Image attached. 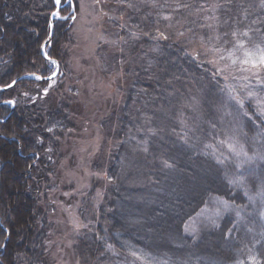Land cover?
<instances>
[{
	"label": "trees",
	"instance_id": "obj_1",
	"mask_svg": "<svg viewBox=\"0 0 264 264\" xmlns=\"http://www.w3.org/2000/svg\"><path fill=\"white\" fill-rule=\"evenodd\" d=\"M61 1L53 20L55 0H0V87L28 77L0 91V264H50L52 224L41 195L80 114L63 97L61 77L50 89L53 103L42 97L56 79L36 78L53 75L48 59L64 67L75 45L81 0ZM109 4L125 19L129 54L123 102L101 122L105 157L93 169L104 170L105 179L90 194L91 211L80 212L95 231L78 245L81 264H264L257 199L264 186V115L257 105L264 104V69L254 78L261 86H250L254 96H230L236 85L193 54L216 41L238 80L244 52L264 49V0ZM8 101L16 107L7 120Z\"/></svg>",
	"mask_w": 264,
	"mask_h": 264
},
{
	"label": "rangeland",
	"instance_id": "obj_2",
	"mask_svg": "<svg viewBox=\"0 0 264 264\" xmlns=\"http://www.w3.org/2000/svg\"><path fill=\"white\" fill-rule=\"evenodd\" d=\"M111 1H80V12L74 17L75 45L73 44L70 49L68 61L60 68L58 76L64 84L63 97L71 106H75L76 113L80 114L75 116V128L69 131L63 141L61 160L54 173L50 175L48 183L43 186L41 195V205L48 211L52 224L47 243L50 264H81L77 255L78 245L91 239L95 234L94 224L87 222L89 214L82 216L80 212L82 209L88 213L91 211L90 194L97 180L105 179L104 170L95 172L93 169V164L103 163L105 157V152L100 153L103 146L101 122L110 115L113 106L119 107L123 102L124 64L129 54V48L121 36V29L126 30L125 19L111 11L109 4ZM136 38L132 35L133 40ZM215 43L216 41L199 44L193 49V54L199 61L215 67L219 74L226 76L225 78L233 83V86L236 85L230 96L236 95L239 90L250 97L254 96L251 92L255 88L252 89L250 86L255 84L254 78L261 74L264 67L253 68L251 63L248 65L242 63L243 70L239 73V79H235L234 82L233 75L236 76L238 73L230 64L231 59L225 55L221 56L214 48ZM247 51L252 53L253 59L261 54L253 50ZM242 60L240 58V61ZM236 65L238 67L239 64H235V67ZM56 70L55 66L52 73L54 74ZM56 83L57 79L52 81L49 89L43 93L42 98L47 99L48 103L56 101V95L52 93V96L49 95L50 89H53ZM256 83L258 87L261 86ZM57 97L59 100L58 95ZM240 99L237 98V102L242 109L243 103L239 101ZM11 102L15 105L14 101ZM257 105L264 115V104L258 102ZM13 113L11 112L7 120ZM246 158L252 162L250 156ZM260 158L264 161V156ZM100 191V188L96 189L94 195L97 203L102 198ZM259 198L261 200L259 217L264 221V186L257 190V199ZM235 218L238 225L244 221L243 215L239 213ZM232 223L236 224L234 221ZM188 231L192 232L193 229L189 228ZM8 241L9 238L5 243ZM105 248L112 251L110 245H105ZM4 249L5 245L2 250ZM248 249L250 250L249 246L246 250Z\"/></svg>",
	"mask_w": 264,
	"mask_h": 264
},
{
	"label": "snow or ice",
	"instance_id": "obj_3",
	"mask_svg": "<svg viewBox=\"0 0 264 264\" xmlns=\"http://www.w3.org/2000/svg\"><path fill=\"white\" fill-rule=\"evenodd\" d=\"M69 4L71 5V0H68ZM55 3L57 5L61 4V0H55ZM54 15H59L58 13H54ZM244 36H247V33H243ZM240 48H244V45L241 44L239 46ZM257 51L260 52L261 54L258 56V58L253 59L252 58V53L250 51H245L244 52V57H246L245 59H243L241 62L245 65H248L249 63H251L253 68H257V67H264V49H261L258 45L256 46ZM47 55V54H46ZM231 55V54H230ZM223 59V57H221ZM236 61H233V63H235ZM50 63L53 65H56V61L54 60H50ZM58 68V65H57ZM55 75V73H54ZM37 79H41L42 77L37 76ZM48 79H51V77H48ZM11 86V85H10ZM7 103H12L11 101H8ZM49 131H51V129H49Z\"/></svg>",
	"mask_w": 264,
	"mask_h": 264
},
{
	"label": "water",
	"instance_id": "obj_4",
	"mask_svg": "<svg viewBox=\"0 0 264 264\" xmlns=\"http://www.w3.org/2000/svg\"><path fill=\"white\" fill-rule=\"evenodd\" d=\"M61 6H62V1H61V4L60 5H58V9H57V11L55 12V13H59V11H60V8H61ZM55 16L56 15H54L53 14V16H52V19L54 20L55 19ZM53 20H52V24H51V27H52V33H51V37H50V39H49V41L52 39V37H53V35H54V32H55V29H54V25H53ZM49 41H47L45 44H44V46H43V48H42V53L45 55V57L47 58V55L45 54V48L47 47V45L49 44ZM48 59V58H47ZM49 61L51 60V59H48ZM57 65H58V68H57ZM56 73H55V75H53L52 77H51V79H48V78H46V79H39L40 81H51V80H54L55 78H57V76L59 75V73H60V66H59V64H58V62L56 61ZM26 78H28L27 76H24V77H21V78H19V79H17L15 82H13L12 84H11V86H8V87H5V88H2V87H0V91H8V90H10V89H12V88H14L15 86H16V84L19 82V81H22V80H24V79H26ZM13 105H14V103H13ZM14 109H15V105H14V108H13V110H12V113L14 112ZM10 117V116H9ZM8 117V118H9ZM1 121V120H0ZM1 122H4V121H1Z\"/></svg>",
	"mask_w": 264,
	"mask_h": 264
}]
</instances>
